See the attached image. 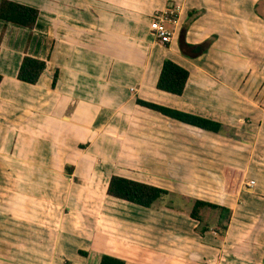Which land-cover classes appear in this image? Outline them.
<instances>
[{
    "label": "crops",
    "instance_id": "obj_1",
    "mask_svg": "<svg viewBox=\"0 0 264 264\" xmlns=\"http://www.w3.org/2000/svg\"><path fill=\"white\" fill-rule=\"evenodd\" d=\"M14 1L40 14L33 30L0 20V264H264V0ZM169 9L165 46L150 17ZM25 56L47 61L37 85L17 79ZM166 59L189 71L182 96L157 89ZM114 175L231 210L226 236L109 197Z\"/></svg>",
    "mask_w": 264,
    "mask_h": 264
},
{
    "label": "trees",
    "instance_id": "obj_2",
    "mask_svg": "<svg viewBox=\"0 0 264 264\" xmlns=\"http://www.w3.org/2000/svg\"><path fill=\"white\" fill-rule=\"evenodd\" d=\"M39 14L40 12L38 9L19 4L14 0H1L0 3V20L7 24H14L33 30L37 24ZM190 14L189 15L192 17V13ZM3 35L4 31L0 36V50ZM46 70L47 61L25 56L19 68L17 79L20 82L29 85H37ZM189 76L190 74L187 69L181 67L172 60L166 59L163 62L162 69L158 77L157 89L171 95L182 96L185 92ZM1 81L2 76L0 75V84ZM57 81L58 72L54 74L52 89H55ZM136 102L139 106L158 112L181 123L217 134H221L223 132V125L220 123L179 111L170 110L165 107L142 101L141 99H137ZM224 177L225 192L228 194L238 193L244 177L243 173L235 169L226 168L224 171ZM107 195L111 198L145 209H159L164 206L171 210L180 211L175 206L173 201L168 202L170 198L174 200L179 196L162 188L117 175L111 177ZM189 202L192 205L188 211V215L191 219L198 223L195 232L200 237H205V235L210 231H214L222 237L226 235L228 225L224 222L231 220V210L202 200H190ZM208 214H215L214 220H211L209 218L210 216H206ZM79 254L82 257H88L87 252L79 251ZM99 264L127 263L125 260L114 256L102 255L100 257Z\"/></svg>",
    "mask_w": 264,
    "mask_h": 264
},
{
    "label": "built area",
    "instance_id": "obj_3",
    "mask_svg": "<svg viewBox=\"0 0 264 264\" xmlns=\"http://www.w3.org/2000/svg\"><path fill=\"white\" fill-rule=\"evenodd\" d=\"M177 20V9L157 12L152 16L150 30L160 44L165 46L171 44L174 37V31L169 29L168 25L175 26ZM253 184L254 182L251 183L252 186Z\"/></svg>",
    "mask_w": 264,
    "mask_h": 264
},
{
    "label": "rangeland",
    "instance_id": "obj_4",
    "mask_svg": "<svg viewBox=\"0 0 264 264\" xmlns=\"http://www.w3.org/2000/svg\"><path fill=\"white\" fill-rule=\"evenodd\" d=\"M164 11H166V10H164ZM158 12H161V11H158ZM157 13V12H156ZM154 15H155V13H154ZM151 19H152V16L150 17V23H151ZM226 168H229V169H235V168H232V167H225L224 168V171H225V169ZM224 171H223V174H224ZM225 178V177H224ZM224 187H225V184H224ZM226 193V192H225ZM228 194V193H227ZM191 200V199H187V198H183V197H177L176 199H172V198H170L169 200H168V202H174V204H175V206L180 210V211H177V210H171V209H169V208H166V207H161V208H159V209H153V210H157V211H160L161 209H168V210H171V211H174V212H177V213H181V214H185V215H187V216H189L188 215V211L190 210V208H191V203L189 202V201ZM51 216H53V213H49ZM214 215L215 214H208V215H206V216H210L209 218L211 219V220H214ZM79 220V219H78ZM231 220H232V216H231ZM231 220L230 221H228V222H224V223H226L227 225H228V228H229V225H230V223H231ZM210 232H214V231H210ZM196 233V232H195ZM214 233H216V232H214ZM217 234V233H216ZM217 236H219L218 234H217ZM226 236V235H225ZM224 236V237H225ZM159 243H161V244H164L165 243V240H164V238H160L159 237ZM162 257L160 256L159 257V259H161ZM73 263V261L72 260H70L69 258H67V257H64L63 258V264H72ZM139 264H145V263H143V262H140Z\"/></svg>",
    "mask_w": 264,
    "mask_h": 264
}]
</instances>
